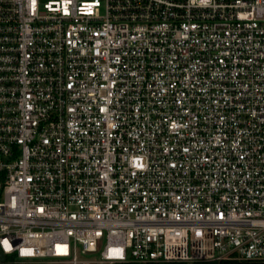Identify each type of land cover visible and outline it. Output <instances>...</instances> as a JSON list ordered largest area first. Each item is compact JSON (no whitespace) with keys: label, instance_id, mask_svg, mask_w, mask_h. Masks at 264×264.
<instances>
[{"label":"built area","instance_id":"built-area-1","mask_svg":"<svg viewBox=\"0 0 264 264\" xmlns=\"http://www.w3.org/2000/svg\"><path fill=\"white\" fill-rule=\"evenodd\" d=\"M0 248L264 261V0H0Z\"/></svg>","mask_w":264,"mask_h":264},{"label":"trees","instance_id":"trees-1","mask_svg":"<svg viewBox=\"0 0 264 264\" xmlns=\"http://www.w3.org/2000/svg\"><path fill=\"white\" fill-rule=\"evenodd\" d=\"M117 264H140L135 262H126V263H117ZM148 264H155V263H148ZM167 264H189V263H167ZM192 264H264V261H244L238 259H227L221 261H214V262H197Z\"/></svg>","mask_w":264,"mask_h":264},{"label":"water","instance_id":"water-1","mask_svg":"<svg viewBox=\"0 0 264 264\" xmlns=\"http://www.w3.org/2000/svg\"><path fill=\"white\" fill-rule=\"evenodd\" d=\"M0 262L1 264H8L6 255L3 253L1 248H0Z\"/></svg>","mask_w":264,"mask_h":264},{"label":"rangeland","instance_id":"rangeland-1","mask_svg":"<svg viewBox=\"0 0 264 264\" xmlns=\"http://www.w3.org/2000/svg\"><path fill=\"white\" fill-rule=\"evenodd\" d=\"M84 1H93V0H84Z\"/></svg>","mask_w":264,"mask_h":264}]
</instances>
